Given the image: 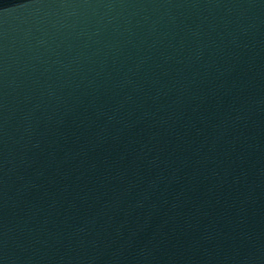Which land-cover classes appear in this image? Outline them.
<instances>
[{"label": "water", "instance_id": "95a60500", "mask_svg": "<svg viewBox=\"0 0 264 264\" xmlns=\"http://www.w3.org/2000/svg\"><path fill=\"white\" fill-rule=\"evenodd\" d=\"M0 264H264V0H125L0 162Z\"/></svg>", "mask_w": 264, "mask_h": 264}]
</instances>
